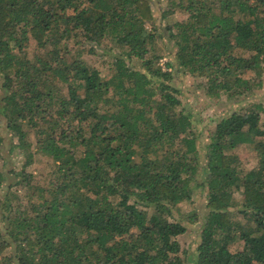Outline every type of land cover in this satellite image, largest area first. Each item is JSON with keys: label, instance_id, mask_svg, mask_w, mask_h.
<instances>
[{"label": "trees", "instance_id": "obj_1", "mask_svg": "<svg viewBox=\"0 0 264 264\" xmlns=\"http://www.w3.org/2000/svg\"><path fill=\"white\" fill-rule=\"evenodd\" d=\"M165 1L164 17L189 15L160 29L151 0H0V160L23 157L0 169V264H185L175 212L198 187L193 264H264V103L204 143L171 83L177 69L211 98L263 88L264 0ZM162 37L176 47L165 65ZM100 49L106 71L84 58Z\"/></svg>", "mask_w": 264, "mask_h": 264}, {"label": "rangeland", "instance_id": "obj_2", "mask_svg": "<svg viewBox=\"0 0 264 264\" xmlns=\"http://www.w3.org/2000/svg\"><path fill=\"white\" fill-rule=\"evenodd\" d=\"M151 1L155 10L156 21L157 23L159 22L158 25L160 29L162 26H166L168 23L175 20L186 19L189 15L185 11L176 10L168 17H164L163 14L168 8L167 1ZM158 44L161 47V52L164 54L161 64L165 65L166 61L170 59L174 60L173 57L176 51L174 42L172 40L169 42L168 39L162 37L158 38ZM36 48V41L31 38L26 48L28 55L33 56ZM84 58L89 63L95 64L101 71H106L108 68V62L111 59L108 55H103L102 49H100L98 54L87 53L84 55ZM173 73L174 76L171 83L177 90L174 91V93L182 101L183 106L191 110L193 113L195 129L200 135H202L201 138L204 140V143L208 141V135L214 129L219 118L230 115L234 111L243 110L251 102L261 101L264 103V87L257 89L254 94L242 99H228L224 96L220 99H216L207 95L205 81L177 69H175ZM248 75H251V73H248ZM0 134L7 139L11 134L4 126V122L1 118ZM6 145L8 146V142ZM235 151L239 153L242 164L245 168H251L257 165L258 159L253 145H242L235 149L234 152ZM4 157V160H0V169L10 172L13 169L21 168L23 157L18 149H15L11 153H8V150L6 149ZM45 162L46 158L39 156L37 162L31 165L29 170L42 172L44 171L43 165ZM3 191L4 190H0V193L2 194ZM238 197L240 198L241 195ZM207 213V191H203L199 187L194 189L193 199L188 203L182 204L179 212H175L176 219L181 221L187 227L186 232L179 235L177 238L181 244L182 255L185 257V264H193L192 259L197 253L196 248L201 238L203 222ZM0 225L2 224L0 223ZM236 247L237 245H233L232 249L234 250Z\"/></svg>", "mask_w": 264, "mask_h": 264}]
</instances>
